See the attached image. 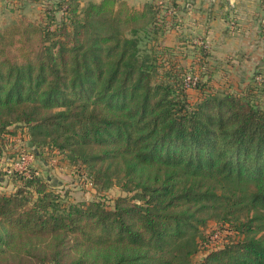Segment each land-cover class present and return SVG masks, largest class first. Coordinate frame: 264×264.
<instances>
[{
    "label": "trees",
    "instance_id": "trees-1",
    "mask_svg": "<svg viewBox=\"0 0 264 264\" xmlns=\"http://www.w3.org/2000/svg\"><path fill=\"white\" fill-rule=\"evenodd\" d=\"M49 4L40 22L23 18L0 31V145L23 123L33 145L84 163L102 188L118 181L137 193L110 206L61 205L32 169L7 171L15 189L0 191V264H11L22 241L42 240L56 251L43 259L55 264H193L190 234L214 216L242 214L246 223L234 229L244 239L208 251L199 264H264V238L254 235L264 230L257 75L211 84L210 47L192 39L207 76L195 77L191 87H204L192 103L175 48L168 46L166 73L160 56L142 49L144 34L175 28V1L101 0L81 11V0Z\"/></svg>",
    "mask_w": 264,
    "mask_h": 264
},
{
    "label": "rangeland",
    "instance_id": "rangeland-1",
    "mask_svg": "<svg viewBox=\"0 0 264 264\" xmlns=\"http://www.w3.org/2000/svg\"><path fill=\"white\" fill-rule=\"evenodd\" d=\"M52 1L56 0H0V31H3L9 25L20 22L23 18L40 22L43 15L47 14L48 10L46 9ZM93 1L81 0L79 10L81 11L87 4ZM157 1H163L168 4L171 0H155L153 2ZM54 3L56 5V2ZM63 15V11H57L56 20L60 22ZM182 21L183 25H180ZM184 23L186 22L183 18L178 20V25H176L178 28L171 30L166 36L163 33H159L157 36L150 35L149 33L144 34L142 49L144 51H155L160 56V62L164 64V67L161 68V73H166L167 70L171 69V63L168 61L171 57L168 51V46L170 45L173 49L175 48V55H178L177 57L183 64L182 67H186L187 73L196 78L199 77L200 81L202 76L206 80L207 76L204 77L202 74L204 71L197 64V60L200 58V54L197 52L198 48L193 46L194 42L192 38L186 37L185 32H183V28H185ZM210 61H213L211 63L215 71L212 78L213 83L211 84L218 85V82L221 79L223 80L222 76L226 77L224 78L226 80L233 81L236 79L235 72H219L214 68L217 64L212 57ZM257 85L259 87L257 91L261 94L260 102L264 107V83H257ZM203 87L204 85L202 84L199 87H190L189 99L192 103L199 101V97L202 95L200 88ZM25 127L23 123L10 127L12 134L6 137L4 145H0V191L12 192L15 189L13 183L15 177H10L7 171L12 172L26 167L52 183L53 190L58 195V198H55L54 201L61 203V205L63 203L68 205L69 203H80L88 200H101L110 206L114 204V199L119 196L131 197L137 193L136 191L127 192L122 184L117 183L118 181L108 188H102L101 185L94 182L93 178L89 175L90 170L84 163L74 162L70 158H66V155L57 154L56 151L52 150L51 146L46 148L33 145L29 131ZM238 221L246 223V214H242L236 220L229 216L226 218L214 216L206 225L200 228L199 232L191 233L189 239L191 247L194 250V254L191 256L192 263L199 264L203 256L212 249L244 239L245 234L234 229L236 225H240ZM254 224L256 226L263 225L261 222H255ZM214 233H219V238L212 239L211 236ZM254 235L264 238V230H258ZM12 251H14V254L8 256V261L11 264L12 262L14 264L21 263L22 260L24 261V258L26 260L21 264H55L54 261L43 259L48 256L53 257L56 252L54 248H48V242L43 240L29 245H26L22 241ZM77 254L78 252L71 253V255Z\"/></svg>",
    "mask_w": 264,
    "mask_h": 264
},
{
    "label": "crops",
    "instance_id": "crops-1",
    "mask_svg": "<svg viewBox=\"0 0 264 264\" xmlns=\"http://www.w3.org/2000/svg\"><path fill=\"white\" fill-rule=\"evenodd\" d=\"M126 1L142 7L155 0ZM171 1L179 8L175 13L176 25L183 18L185 36L210 47L217 64L214 68L219 72H235L234 83L252 82L256 75L257 80L263 79L258 83L264 82V0Z\"/></svg>",
    "mask_w": 264,
    "mask_h": 264
},
{
    "label": "built area",
    "instance_id": "built-area-1",
    "mask_svg": "<svg viewBox=\"0 0 264 264\" xmlns=\"http://www.w3.org/2000/svg\"><path fill=\"white\" fill-rule=\"evenodd\" d=\"M258 80H259V81H262L263 79H262V77H258ZM196 81H197V80H196L195 77L189 75V76L187 77V80H186V86L191 87L192 85H195V84H196ZM23 160H25V159H23ZM25 169H27V168L24 167V168H21V169H19V170H25ZM211 238H212V239H217V238H219V233H214V235H212Z\"/></svg>",
    "mask_w": 264,
    "mask_h": 264
}]
</instances>
